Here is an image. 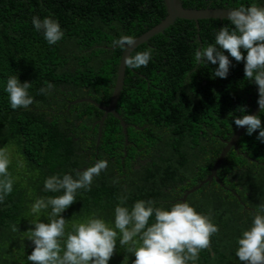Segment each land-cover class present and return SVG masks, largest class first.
Masks as SVG:
<instances>
[{
	"label": "trees",
	"instance_id": "16d2710c",
	"mask_svg": "<svg viewBox=\"0 0 264 264\" xmlns=\"http://www.w3.org/2000/svg\"><path fill=\"white\" fill-rule=\"evenodd\" d=\"M181 1L190 8L264 6V0ZM33 15L56 19L63 37L48 44L33 28ZM165 15L163 0H0V149L9 156L13 178L11 193L0 203V264H31L27 255L36 218L31 205L37 197L61 194L43 190L48 176L75 178L95 161H108L61 214L67 233L90 216L114 228L118 203L130 209L142 199L169 208L210 174L225 146L222 140L237 129L236 109L244 106L248 114L257 100V86L244 77L243 61L230 57L226 78L213 77L215 65L194 61V50L214 43L219 27H232L228 19H199L197 28L193 20L177 18L129 54L153 50L146 67L125 69L116 110L127 124V144L110 113L97 143L104 111L83 100L108 104L123 50L113 41L121 35L134 38ZM13 75L30 82L33 102L27 108L9 104L4 86ZM258 113L264 125V110ZM236 143L238 150L231 147L217 168L223 186L213 179L185 198L218 226L195 264H242L235 255L237 237L264 204V143L255 131L247 135L245 130ZM50 211L42 210L39 219L48 222ZM116 231L108 264H132L131 242L121 245Z\"/></svg>",
	"mask_w": 264,
	"mask_h": 264
},
{
	"label": "clouds",
	"instance_id": "9594fccd",
	"mask_svg": "<svg viewBox=\"0 0 264 264\" xmlns=\"http://www.w3.org/2000/svg\"><path fill=\"white\" fill-rule=\"evenodd\" d=\"M226 16L232 27H219L214 43L194 50V61L197 65H215L213 77L219 78L227 77L232 65L230 57L236 62L243 61L244 77L257 86L256 103L260 111L264 110V6L241 5L227 10ZM31 24L50 45L63 37L59 22L51 16L33 15ZM113 43L125 48L134 43V38L121 35ZM152 54L153 50L147 48L126 56L124 63L130 69L146 67ZM29 88L30 82L19 81L17 75L7 78L4 91L12 109L27 108L33 102ZM43 91L45 89H41ZM236 111L240 115L233 116V123L244 127L247 135L255 131L256 139L264 143V125L259 113L247 114L244 106H239ZM9 164L8 154L0 149V203L12 191ZM107 164V160L100 159L77 172L75 178L65 173L44 179L45 192L61 194L37 197L31 205L30 211L36 218L30 228L33 248L27 260L31 264H108L116 247V230H119V243L131 242L132 264H189V261L195 264L199 251L208 247L218 226L210 215L197 212L187 201H177L169 208L156 207L152 200L142 199L136 200L130 209L118 203L114 208V228L102 218L90 216L74 223L73 230L65 233L66 219L61 214L75 201L77 189H88L93 177L98 176ZM48 208L51 211L45 223L39 216ZM150 217H154L152 223H149ZM137 237L138 240L134 239ZM237 245L235 255L242 264H264V204L259 205L251 224L237 237Z\"/></svg>",
	"mask_w": 264,
	"mask_h": 264
},
{
	"label": "water",
	"instance_id": "95a60500",
	"mask_svg": "<svg viewBox=\"0 0 264 264\" xmlns=\"http://www.w3.org/2000/svg\"><path fill=\"white\" fill-rule=\"evenodd\" d=\"M163 3L165 5V10H166V15L164 16V18L160 22L152 26L151 28L141 33L140 35L134 37V43L131 46H126L125 48H123L122 53H121V58L119 60V64L117 67V75L115 79V84L113 86V91L110 96L108 104L100 105L91 99H83V100L93 103L94 105H96L97 107H99L100 109L104 111L102 117L98 121L97 143L99 142V138L101 135V129H100L101 125L103 123L105 116L109 113L112 116H114L116 119H118L122 127L123 134H124V142L125 144L128 143L127 130H126L127 124L123 121L122 117L119 115V113L116 110L117 100L119 98V95H120V92L123 86V80H124V75H125V69H126V65L124 63L125 57L128 56L138 45L148 41L150 37L160 32H163L164 29L169 27L177 18L193 20L196 23V27L198 28L197 22L199 19H208V18H214V19H219V20L227 19L226 12L227 10L230 9V8H213V7L190 8V7L183 6L181 0H163ZM259 111L260 109L256 103L255 105L252 106L248 114H257ZM244 130H245L244 127H237V129L231 135L229 140H222L225 143V146L222 148L220 154L215 160L210 170V174L205 179L201 180L198 183V185L185 190L184 195L181 198L182 201H185V198L189 193L198 189L204 183L211 182L213 179H215V181L219 185L223 186V183L217 177V173H216L217 168L220 166L224 156L226 155V153L231 147H234L236 151L238 150V146L236 142ZM232 193L239 199L238 194L234 190H232Z\"/></svg>",
	"mask_w": 264,
	"mask_h": 264
},
{
	"label": "flooded vegetation",
	"instance_id": "af4514ba",
	"mask_svg": "<svg viewBox=\"0 0 264 264\" xmlns=\"http://www.w3.org/2000/svg\"><path fill=\"white\" fill-rule=\"evenodd\" d=\"M137 161H138V158H136L135 162H137ZM139 161H140V163H142V159H140ZM135 166L137 167V165H135Z\"/></svg>",
	"mask_w": 264,
	"mask_h": 264
}]
</instances>
